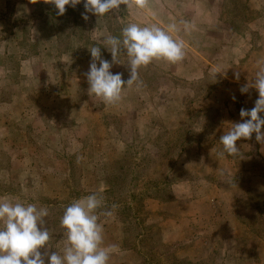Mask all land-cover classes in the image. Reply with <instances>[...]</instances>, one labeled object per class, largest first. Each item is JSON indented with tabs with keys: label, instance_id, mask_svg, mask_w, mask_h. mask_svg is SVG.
I'll return each instance as SVG.
<instances>
[{
	"label": "rangeland",
	"instance_id": "374dc122",
	"mask_svg": "<svg viewBox=\"0 0 264 264\" xmlns=\"http://www.w3.org/2000/svg\"><path fill=\"white\" fill-rule=\"evenodd\" d=\"M65 7L0 0V198L46 207L45 248L61 255L65 208L95 192L109 264H264V142L218 155L259 98L240 88L264 66V0H149L87 21L83 0ZM130 23H175L185 56L142 66V84L105 104L88 91L89 48L111 62L103 38ZM110 72L130 78L127 64Z\"/></svg>",
	"mask_w": 264,
	"mask_h": 264
},
{
	"label": "clouds",
	"instance_id": "9594fccd",
	"mask_svg": "<svg viewBox=\"0 0 264 264\" xmlns=\"http://www.w3.org/2000/svg\"><path fill=\"white\" fill-rule=\"evenodd\" d=\"M33 3L37 0H32ZM44 3L55 5L58 15L66 12V5L73 8L81 0H43ZM149 0H83L85 12L82 18L87 21V13L98 17L111 12L119 11L120 5L139 9L147 7ZM185 28L188 27L186 22ZM179 31L175 23L166 28L157 24L141 26L130 23L122 29V39L112 35L103 38V45L111 52L112 61L102 58L100 46L89 48L91 54L90 69L85 73L89 84V94L100 97L105 104H115L122 98L125 86L134 83L142 84L139 80V69L147 66L153 60H166L171 63L182 61L185 56V44L182 39L174 38L170 33ZM34 40V36H33ZM123 50L128 57L127 63H121L119 54ZM99 62V67L97 66ZM264 63V62H262ZM114 64H127L130 69V78L122 79V73L113 74L110 69ZM223 72L217 69L214 75ZM226 76V73H224ZM239 80V73H235ZM250 87L258 90L259 98L255 106L246 110L241 108L240 116L243 122L232 123L229 131L224 133L219 141L223 149L219 156L225 154L239 155L240 150L236 141L240 138L252 137L256 133V140L264 142V118L259 113L264 112V66L256 72L251 83L240 88L241 93H247ZM235 99V97H233ZM250 117V119H243ZM101 192L103 189L100 190ZM104 206L103 196L92 193L71 202L64 210L60 219L66 236L63 254L57 251L49 252L50 232L46 227V217L49 211L46 207L37 208L35 204L12 202L7 198H0V264H109L112 254L117 251L115 245H103V226L99 223L97 210ZM113 209L117 205L111 206ZM111 216V211L103 212ZM44 251H41V249Z\"/></svg>",
	"mask_w": 264,
	"mask_h": 264
}]
</instances>
